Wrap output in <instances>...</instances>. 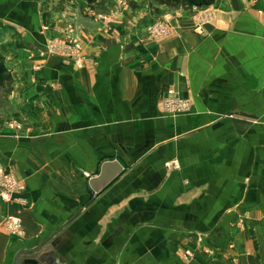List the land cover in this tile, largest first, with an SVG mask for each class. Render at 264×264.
Instances as JSON below:
<instances>
[{"label": "crops", "instance_id": "1", "mask_svg": "<svg viewBox=\"0 0 264 264\" xmlns=\"http://www.w3.org/2000/svg\"><path fill=\"white\" fill-rule=\"evenodd\" d=\"M0 28V264H264V0H0Z\"/></svg>", "mask_w": 264, "mask_h": 264}, {"label": "built area", "instance_id": "2", "mask_svg": "<svg viewBox=\"0 0 264 264\" xmlns=\"http://www.w3.org/2000/svg\"><path fill=\"white\" fill-rule=\"evenodd\" d=\"M196 30L197 31L202 30L201 24L196 26ZM170 31H171V28L169 27V25H167L166 23L162 21L158 22L152 29L153 34L157 37L168 35ZM0 37H1V28H0ZM50 50L54 52H60V53L65 54L68 57L74 58L78 65L87 63L90 60L86 56L80 55L79 46L75 44H71V45L67 44L65 46V45H59V43L57 42H53L50 45ZM165 105L168 108V110L173 114L178 113L180 111L188 110V105H186L182 101H176L174 99H168ZM0 189H1V194L3 198L8 199L15 190L22 189V186L17 182L15 177H13L11 174L1 173L0 171ZM7 222H8V228L12 234L23 235L22 223L19 217L11 216L9 217Z\"/></svg>", "mask_w": 264, "mask_h": 264}, {"label": "water", "instance_id": "3", "mask_svg": "<svg viewBox=\"0 0 264 264\" xmlns=\"http://www.w3.org/2000/svg\"><path fill=\"white\" fill-rule=\"evenodd\" d=\"M123 170V166L118 161H106L102 164L101 171L98 176L92 177L89 181L90 187L99 192L108 183H110Z\"/></svg>", "mask_w": 264, "mask_h": 264}, {"label": "trees", "instance_id": "4", "mask_svg": "<svg viewBox=\"0 0 264 264\" xmlns=\"http://www.w3.org/2000/svg\"><path fill=\"white\" fill-rule=\"evenodd\" d=\"M89 2H95L96 0H88ZM160 3L167 4L170 6H181L185 4H196V5H202L206 2H211L213 0H159ZM12 81V75L11 72L8 70L3 56L0 55V89L10 85Z\"/></svg>", "mask_w": 264, "mask_h": 264}, {"label": "rangeland", "instance_id": "5", "mask_svg": "<svg viewBox=\"0 0 264 264\" xmlns=\"http://www.w3.org/2000/svg\"><path fill=\"white\" fill-rule=\"evenodd\" d=\"M67 44H69V45H71L72 43H59V45H67ZM57 51V50H56ZM58 53H60V52H58ZM61 55H63V56H66L65 54H63V53H60ZM9 125H11V126H13V127H15V128H20L21 127V122L20 121H17V122H11ZM1 171V173H4L2 170H0ZM10 174V173H9ZM0 193H1V189H0ZM9 219V218H8ZM22 223V222H21ZM8 224V223H7Z\"/></svg>", "mask_w": 264, "mask_h": 264}]
</instances>
